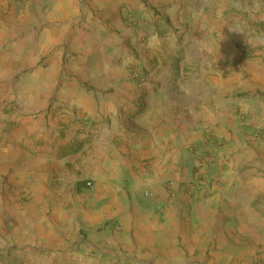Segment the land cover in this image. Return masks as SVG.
I'll return each mask as SVG.
<instances>
[{
    "label": "crops",
    "instance_id": "1",
    "mask_svg": "<svg viewBox=\"0 0 264 264\" xmlns=\"http://www.w3.org/2000/svg\"><path fill=\"white\" fill-rule=\"evenodd\" d=\"M150 1L169 6L170 15L183 5L192 30L225 36L246 20L264 31V12L240 20L234 0ZM118 2L90 0L104 20L118 12ZM79 4L0 0V97L10 93L19 105L14 114L0 112V264H228L235 252L226 249L224 231H247L234 221L241 204L264 197V177L250 171L243 184L212 186L206 197L179 188L194 144L200 151L209 145L204 132L230 144L210 150L221 175L264 160V143L251 135L264 118V64L242 60L226 68L232 47L219 46L222 73L210 84L217 92L200 102L179 98L161 75L139 108L122 65L103 60L112 44L101 35L82 37V25L91 32L104 25L90 13L82 25L74 22ZM159 45L153 38L147 55ZM240 84L257 92L245 104L247 131L231 113L237 102L224 96ZM86 180L92 188L83 187Z\"/></svg>",
    "mask_w": 264,
    "mask_h": 264
},
{
    "label": "rangeland",
    "instance_id": "2",
    "mask_svg": "<svg viewBox=\"0 0 264 264\" xmlns=\"http://www.w3.org/2000/svg\"><path fill=\"white\" fill-rule=\"evenodd\" d=\"M53 1L42 0L43 7L49 8ZM213 1L215 2V0ZM180 2L182 3L183 0ZM79 3L80 16L77 15L74 22L82 25L86 14L90 13L93 22L98 26L104 25L103 30L98 27V30L94 32L80 25L82 37L85 35L93 36L92 40L98 39L99 37L96 36L99 35L105 37L112 44L114 50L107 49L103 60L113 62V65L121 64L129 80L133 82L134 89H136V85L130 74L139 70L146 76V89L152 85V81L156 77L164 75L160 82L166 87L175 88L178 91L177 97L187 99L190 96L194 101L200 98L197 101L200 102L203 96L208 95V93L211 95L217 92L210 85L216 83L217 74L222 73L216 67V57H219L217 56L218 51H220L219 46L223 47L228 44L231 45L234 55L226 56L227 58L223 62L226 68H231L241 63L242 60H248L251 64L258 62L264 64V31H262V24L259 23H255L259 26L258 28L251 29L250 23L248 24L246 20L244 23L236 22V26H232L223 36V32L216 30H192V26L188 24L189 20L185 18L183 5L180 6L181 10H178L176 15H170L165 12L169 6L167 7L164 3L154 4L150 0H119L118 12L112 13L110 19L104 20L100 13L102 9H94L90 0H79ZM234 3L237 5L234 10L241 13L237 16L240 20L246 19L252 13L264 12V0H234ZM208 4L211 6L210 1ZM216 8L213 6L212 10L215 11ZM111 10L113 9L110 8L109 11L111 12ZM210 16L211 14L208 17ZM200 17L207 16L202 15ZM106 34H108L107 37ZM155 37L160 42V45L157 46L159 50L153 49L152 53L147 55L148 50H150L149 44ZM172 44L176 45L174 50L171 47ZM98 53H100L99 50ZM171 58H174L175 61ZM92 59L94 61L97 57L94 55ZM157 85H159L158 82ZM230 88L229 86L225 88L227 90L224 94L225 99L237 102L231 113L238 124L244 126V130L247 131L251 124L246 125L245 122L250 114L249 109L245 108V104H250L256 100L257 92L247 88V86L243 87L241 84L233 92ZM187 89L191 90L190 95L186 94ZM143 100L138 105L139 108L142 107ZM18 106L16 97L11 96L10 93L0 97L1 113L14 114L18 111ZM251 135L255 142L264 143V118L259 125L253 128ZM204 138L209 145L202 151L198 149L197 143L192 147L191 152L194 156L189 165H193L191 169H188L189 173L183 177L180 190L189 193L192 197L194 195L206 197L211 196L212 186L225 184L232 188L236 184H243L241 182L245 180L250 171L264 177L263 159L242 164L234 170L237 174L231 175L223 172L221 175L220 171L223 166L216 165V157L210 150L215 148L218 151L223 146H230V144L226 140L224 142L223 137L216 139L214 134L209 132H204ZM195 159L199 165L192 163ZM227 161L228 159L224 158L223 163ZM212 166H216L215 171L217 173H213L214 170L211 171ZM171 195L176 198L177 192L172 189L169 197ZM237 205L240 204H235L233 207L236 208ZM239 207L241 217L240 219L236 218L234 225L239 224L244 229L247 228V231L239 233L238 231H230L229 228L224 231L225 239L223 240L226 249L235 252L234 259H230L228 264H264V197L258 196ZM253 224H256L255 231L252 229ZM216 244L215 238L210 240L207 252L214 250L213 247Z\"/></svg>",
    "mask_w": 264,
    "mask_h": 264
},
{
    "label": "built area",
    "instance_id": "3",
    "mask_svg": "<svg viewBox=\"0 0 264 264\" xmlns=\"http://www.w3.org/2000/svg\"><path fill=\"white\" fill-rule=\"evenodd\" d=\"M130 75L133 78L134 83L136 85L135 88L137 90V95H136V102H135V104L138 107V105L141 104V102L143 100V97H144V91L146 90L145 86H146L147 79H146V76L141 71H139V70L132 72ZM83 187L84 188H87V189L92 188L93 185H92L91 180L84 181ZM144 195L145 196H150L151 195V192L145 191L144 192Z\"/></svg>",
    "mask_w": 264,
    "mask_h": 264
}]
</instances>
